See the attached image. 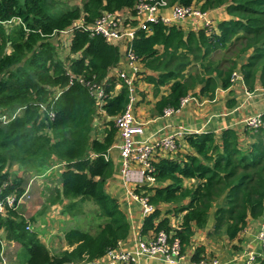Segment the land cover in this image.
Here are the masks:
<instances>
[{"label": "trees", "instance_id": "obj_1", "mask_svg": "<svg viewBox=\"0 0 264 264\" xmlns=\"http://www.w3.org/2000/svg\"><path fill=\"white\" fill-rule=\"evenodd\" d=\"M74 1L0 0V189L3 197L15 193L17 199L25 192L24 180L12 176L14 166L44 174L62 165L50 204L60 205L67 215L93 202L102 222L94 233L68 229L67 249L56 251L8 208L7 217L0 216V264H6L3 241L21 246L25 255L21 264H102L108 251L130 234L126 214L106 191L114 174L109 157L118 136L114 119L127 109L128 89L122 85L113 96L118 82L106 81L103 110L109 121L100 139L93 137L95 100L85 85L71 83L69 73L95 76L97 82L108 77L120 62V48L92 35L91 28L105 12L132 9L140 0H81L82 7L67 5ZM176 2L184 7L200 4L204 13L224 7L231 19L216 29L185 31L159 22L152 24L149 35L137 32L130 49L145 68L143 80L153 85L156 98L160 96L156 115L162 116L166 108L178 109L197 90L213 99L219 88L233 86L239 68L249 92L264 88V0H172ZM67 30L72 31L70 54L76 58L66 61L53 34ZM58 88L63 93L55 100ZM163 88H168L167 95H161ZM4 116L10 119L2 121ZM245 131L250 140L246 148L235 130L226 129L220 137L212 132L188 134L185 152L174 159L159 158L153 172L159 185L137 189L148 194L154 207L141 233L170 232V215L182 216L174 231L184 254L197 231L208 228L211 215L214 222L207 237L225 236L230 241L245 231L249 219L264 217V128ZM163 205L173 206L166 216ZM203 259L206 248L200 245L191 261ZM257 263L264 264V259L258 257Z\"/></svg>", "mask_w": 264, "mask_h": 264}, {"label": "built area", "instance_id": "obj_2", "mask_svg": "<svg viewBox=\"0 0 264 264\" xmlns=\"http://www.w3.org/2000/svg\"><path fill=\"white\" fill-rule=\"evenodd\" d=\"M169 9L172 11L171 17L160 15L162 10ZM191 17L195 21V26H197L198 21L202 23L203 28L210 27L216 29L208 14L202 12L200 6L193 4L189 7H184L178 2L172 4V0H140L132 9H123L114 13L105 12L92 26L91 33L92 35L104 37L110 44L115 46H119L120 43L125 44L127 46L125 51L127 67H122V64H119V62L117 66L111 69L112 75H108V77L101 82H97L95 76L86 77L84 75L69 73L71 83L76 80L89 89L91 96L95 100L97 109L96 116L104 114L103 107L108 98L105 89L106 81L110 78H114L118 82L116 88H121L122 85H124L128 89L129 104L127 109L123 114L114 119L121 139V143L118 147L122 159L120 175L125 183L124 188L128 197L143 206L146 217L154 211V207L149 205L148 194L142 189H140L142 191L138 193L137 189L143 187H156L158 183L153 175L154 163L159 158L174 159L180 151V141L187 134V130L181 127L180 129L185 133L184 136H180L181 133H177L171 136L159 137L153 142L139 138L145 133L144 124L137 119L134 113V108L138 102V95L135 87V78L139 73L137 63L141 62L130 49V42L135 39L138 31H146L148 35L151 34L152 24L162 22L165 25H170L174 20L183 22ZM66 35L69 37L66 39V42H64L62 38L66 37ZM53 38L58 41L59 54L63 48H66L70 53L72 31L55 32ZM60 57L63 60V56L60 55ZM64 58V60L67 61V57ZM239 77L237 72L234 73L232 82L235 83ZM62 93L63 89L58 88L55 93V100H58ZM190 98V96L184 98L181 101V106L189 101ZM41 109L43 111L46 110L43 105ZM175 111L177 110L166 108L163 112V116H171ZM17 115H19V112L13 114L11 119H14ZM48 117L53 119V112H50ZM9 119L10 118L7 116L1 118L2 121H8ZM245 126L251 130L264 128L262 115L249 117L245 121ZM32 183H34V179L28 183L25 192L19 199H17L15 193L3 197V188L0 189V216L7 217L8 208L15 209L17 204H19L25 196L30 194V189L33 186ZM38 225H40V223H29L27 229L33 232V228ZM178 228H172L170 232L165 230L159 232L150 231L146 234L147 236H145V238L132 245L123 243L125 240L120 241L116 248L108 251L101 262L102 264H183L184 255L182 253V244L180 239L176 237L174 231ZM257 241L260 243L264 252V220L261 224ZM257 256L251 252L247 264H255ZM259 256L264 257V254H259ZM4 262L7 264L6 260H4ZM192 264L224 263L220 260L211 261L210 259H203L199 262H193Z\"/></svg>", "mask_w": 264, "mask_h": 264}, {"label": "crops", "instance_id": "obj_3", "mask_svg": "<svg viewBox=\"0 0 264 264\" xmlns=\"http://www.w3.org/2000/svg\"><path fill=\"white\" fill-rule=\"evenodd\" d=\"M160 15L164 17H171L172 11L170 9L162 10L160 12ZM208 15L211 21L212 19L215 21L216 25H213L215 28H217L218 23L231 19V16L227 14L226 9L224 7L211 10L208 12ZM170 25H178L183 29L186 26L184 23L177 22L175 20L172 21ZM197 26H198L197 28L188 29V31L190 30L198 31L203 28L202 23L198 21H197ZM119 48L121 53V59L119 64H122V67L126 68L127 61L125 58V51L127 49V46L123 43L122 44L120 43ZM137 66L139 67V73L135 78V87L137 90L138 102L134 108V113L137 116V119L144 124L145 133L143 136L145 139L153 142L157 140L159 137H164L167 135L171 136L177 133H181L180 136L182 135L184 136L185 135L184 131L180 129L181 127H183L187 130V134L180 141L181 148L179 152L182 153L183 151L185 152L188 149V146L185 142V137L188 134H193V133L201 134V133L212 132L215 133L217 137H220L224 130L233 129L241 137L242 146L245 148L248 147V145L250 144V140L245 134L246 133L245 121L249 117L264 115V88L258 86L254 93L249 92L244 84L243 73L240 70V68L237 70V73L241 78L239 77V79L235 83H233V86L230 89L223 90L219 88L216 91L213 99H210L207 96L200 95L197 90L196 95H190L191 98L189 101H187L182 106L180 104V107L176 109L177 111H175L173 115L166 117L163 115L158 116L154 113L155 104L159 100L160 96L159 98H156L154 95L153 85L148 84L143 80L145 73V68L143 64L138 62ZM111 73L112 72L110 70L109 76L112 75ZM119 92H120V87H117L113 93V96H116ZM167 94H168V88H163L161 95H167ZM100 115L101 117H103L105 122L109 121V119L105 117V114H100ZM96 120H98V115L95 117V121ZM103 135L104 134H102V136ZM102 138L103 137H101L100 139ZM120 143H121V139L118 133L116 142L109 151V157L114 164V174L112 178L108 180V182L106 183V191L108 194H110L112 197L118 200L121 210L126 214L128 218V221L130 223V234L128 238L125 241H123V243H126V245H132L133 243L138 242L143 238H145V236H147L141 234L142 226L146 214L144 212L143 206L140 203L128 197L126 190L124 188L125 183L120 175L122 160L120 157V153L118 154V156L114 153V150L119 151L118 147ZM58 166H62V165H56L52 167L50 170L45 172L43 176L45 177L51 176L52 174L51 170H54ZM62 171L63 170H59V176L62 173ZM59 176L57 177L58 179ZM38 177H42V176H38ZM191 183H194V181L188 183L186 182V184H190V185ZM158 185L159 184H157L156 186ZM57 186H59V183ZM60 210H62V208H60ZM181 220H182V216L180 217L174 216L173 218L170 217L171 227L173 229L178 228L181 224ZM263 220L264 217L257 220L249 219L245 231L242 232L239 235V237L233 241V242L235 241L241 242V246L243 248L242 252L246 253L245 256L246 259L249 258V254L251 252H253L257 256L256 250L257 249L260 250L258 247L257 236L259 234ZM212 224L213 223L209 222V226L206 230L197 231L195 237L192 239L191 246L189 247L188 251L186 250L187 252L183 254L184 255L183 264L193 263L191 261V258L196 248L199 245H203L206 248L207 259H210L211 261L219 260L216 256L210 255L211 250H209L206 243L197 245L196 242V240H198L197 238L199 237H200L199 240L201 241H203L204 239H209L207 237L209 232L208 230L212 228ZM42 234L46 235L43 241L46 243L49 249L55 248L57 250L58 247H60L61 250L67 249V245L64 240V234L60 235L61 239H59V244L54 243V241L50 239L51 236L48 234V232H44V233L42 232ZM224 237L225 236H223V238ZM260 258L264 259V257H260ZM224 264H230V263L224 262ZM255 264H258L257 260Z\"/></svg>", "mask_w": 264, "mask_h": 264}, {"label": "rangeland", "instance_id": "obj_4", "mask_svg": "<svg viewBox=\"0 0 264 264\" xmlns=\"http://www.w3.org/2000/svg\"><path fill=\"white\" fill-rule=\"evenodd\" d=\"M67 5L72 7H82V2L81 0H76L74 2H68ZM212 22L213 25H216L213 19ZM15 23L17 24L18 21ZM182 23L186 25H184V29L186 31H188V29L198 27L195 26V21L192 19V17L186 21H183ZM68 37V35L63 37V41L66 42ZM60 55L63 56V60L65 59L64 57H69L70 59L76 58V56L71 55L66 48H63L60 51ZM105 126L106 122L104 121L103 117L98 115V120H96L93 124V137H103L102 134H104L103 131L105 130ZM139 138L146 140L144 136ZM114 153L118 156L120 150H114ZM63 169V166H58L54 170H51L52 174L49 177L43 176V174L39 173L36 169H29L25 166H23V168L14 166L11 169L12 176L19 178L21 177L24 180L25 187L28 186V183L31 182L32 179H34V183H32L33 186L30 189V194L25 196L21 202L17 204L16 208L12 210L16 211L20 217L27 221V223H40V225L34 227L33 230L39 233L42 240H44L46 236L43 235L42 232H48V234L51 236L50 239L53 240L54 243L58 244L59 239H61L60 235L64 234L68 229L81 228L94 233L96 231L97 224L102 222V220L99 219L97 215V208L93 202L85 203L80 207V209H74L72 213L67 215L62 214L60 205L50 204L52 191L59 183V179L57 178L59 176V170ZM161 209L163 216H166V213L169 210H172L173 206L163 205ZM74 214L76 216H74ZM170 217L173 218L174 216L170 215ZM211 217L212 219L210 223H213V215H211ZM197 239V245L206 243L209 250H211L210 255L216 256L222 263L227 262L230 264H247L246 261H248V258L246 259V253L242 252L243 248L240 241L233 242L228 240L226 237L219 239H204L203 241L199 240L200 237ZM3 243L5 244L6 248L4 252V259L8 262V264H21L24 262L25 255L23 253V249H21V246L18 243H9L7 241H3ZM258 247L260 250H256L258 255L257 257H261L259 256V253L264 254V252L260 243H258ZM188 249L189 248H187V251ZM56 251H59V249Z\"/></svg>", "mask_w": 264, "mask_h": 264}, {"label": "clouds", "instance_id": "obj_5", "mask_svg": "<svg viewBox=\"0 0 264 264\" xmlns=\"http://www.w3.org/2000/svg\"><path fill=\"white\" fill-rule=\"evenodd\" d=\"M198 6H200V8H201V5L199 4ZM209 12V11H208ZM208 12H205V13H207L208 14ZM209 16V15H208ZM210 18V17H209ZM211 20V19H210ZM109 158V157H108ZM27 187V186H26ZM26 187H25V190H26ZM29 224V223H28ZM33 224H35V223H33Z\"/></svg>", "mask_w": 264, "mask_h": 264}]
</instances>
